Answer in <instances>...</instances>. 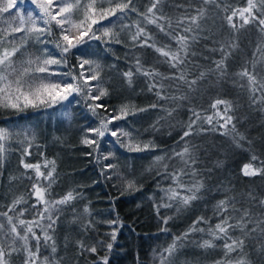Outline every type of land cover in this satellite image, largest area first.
I'll return each instance as SVG.
<instances>
[{"label":"trees","instance_id":"obj_1","mask_svg":"<svg viewBox=\"0 0 264 264\" xmlns=\"http://www.w3.org/2000/svg\"><path fill=\"white\" fill-rule=\"evenodd\" d=\"M133 4L138 12H145L150 6L149 0H133ZM244 5L245 0H215L214 3L208 4H204L202 0H164L161 5L162 13L171 19L172 26L169 30L174 34L182 33L183 28L188 26L187 21L177 26L181 17L195 15L199 8H204L206 13L200 21V28H194V32L188 34H195L197 39L190 41L189 55L180 69L172 68L153 48L141 47L139 43L133 46L130 34L135 32V24L139 22L153 37L158 47L170 45L171 48H176L175 41L160 32L155 25L146 24L135 12H129L123 19L115 21V30L120 32L122 43L104 44L89 41L78 50L72 51L68 56V66H51L53 71L78 73L79 69L72 67L78 64V57L98 61L103 67L102 86L109 90V95L99 102L108 109L115 110L124 103H131L139 108H147L152 103L162 105V108L139 112L126 120L115 121L114 126L110 125L113 130L122 128L132 131L141 142L153 141L156 145L153 149L142 152L128 151L110 134L100 140L97 152L82 144L85 130L96 127L98 120L87 107V103L91 101L86 102L83 97L75 94L69 97L68 101L51 107H29L22 112L0 109V127H8L13 132L27 130L29 137H35L33 146L29 149L31 155L23 157L25 162L36 163L45 158L56 161V183L52 186L50 198L58 199L69 190L79 194L71 205L60 206L56 213L59 218L54 231L50 232L56 243V256L61 259V264H103L101 258L105 256L108 258V264H159L158 253L166 248L175 236L187 230L197 217H212V223L216 222L213 216L214 205L225 196L235 197L236 207L250 209L254 218L264 213V209L248 196L251 192L257 198L264 197V176L246 177L241 172L243 164L249 162L251 155L255 154L264 160V112L261 111L262 105L252 104L246 79L236 75L246 66L247 61L252 60L256 46L264 43V37L255 25H246L239 31H234L227 26L224 19L230 14L224 11L225 7L237 8ZM22 7L26 11L34 10L31 4L26 3ZM236 23L239 27V19ZM123 25L130 27L121 30ZM104 26L111 25L105 21ZM58 37L59 30L53 27L51 36L45 34L42 37L46 44H30L26 51L39 55L46 46L50 53L57 55L59 50L55 49L51 41ZM233 39L238 47L230 50L231 55L226 61L227 75L223 79H219L217 73L211 72L203 80H198L193 90H189L183 82L164 78L184 71L189 80L196 79L200 72H207L215 67L214 61L222 56L219 51L221 44ZM137 57L144 68H155L162 75L147 78L137 74L129 86L121 73L130 68L135 71ZM150 83L163 84L162 94L168 98L158 100L155 90H148ZM217 98L232 101L233 111L229 114L234 117L232 124H235L236 132L231 131V124L228 125V134L225 135V129L220 128L215 120L212 125L203 120L197 122L194 127L207 130L197 131L186 139L196 146L193 154L197 163L194 167L199 175L185 176L183 180L188 184L196 179L203 180L205 186L197 194L200 198L190 206L181 207L179 211L175 204L171 208H160L158 215L157 206L168 203L166 199L161 201L160 197L164 193L160 188L168 187L172 181L166 178L167 174L159 165H153L151 171L146 169L152 165L154 157L171 156L173 150L181 151L183 142L180 137L183 131L187 130L192 110L200 112L202 116L212 115L215 110L210 105ZM164 109L170 110L171 115ZM65 112L71 113L70 119L63 115ZM161 117L163 119H160ZM213 128L218 130H211ZM237 132L243 134L246 139L239 140ZM22 140L23 135L14 136L12 141L6 144L3 164L0 166V212L7 211V206L16 197L23 195L27 203L18 205L17 210L28 209L22 218L31 220L35 215L32 208L35 198L30 196L32 181L28 177L34 173L24 169L20 163L23 148L27 146V141L20 143ZM121 140L127 143L126 138L122 137ZM237 140L240 146H237ZM109 152L114 153V156L98 161L99 157ZM164 162L169 165V172L183 167L179 158L166 159ZM107 164L116 165V168L102 171ZM114 172L127 179H135L139 190L121 195L123 181L119 176L113 175ZM85 206H88L91 215L84 213ZM117 217L119 224L106 223ZM162 217L172 219L164 224ZM88 221H92L93 226L85 229L84 225ZM113 228L118 229L115 241L108 235ZM37 232L40 234L39 229ZM234 235L239 236V231ZM208 238L206 233L190 234L186 241L181 242L183 246L175 255L177 262L186 259V262L191 264H213L222 254L220 248L201 249L197 246L200 241ZM78 240H83L89 246L95 245L97 252H81L76 245ZM109 242L113 245L111 250L106 247ZM216 243L219 245L221 242ZM246 243L245 252L249 254L253 264H264V255L255 251L256 246L261 243L259 233ZM41 244L43 245V240ZM48 252L49 250H44L45 255H48ZM12 261L13 264H21V256L14 255Z\"/></svg>","mask_w":264,"mask_h":264},{"label":"snow or ice","instance_id":"obj_2","mask_svg":"<svg viewBox=\"0 0 264 264\" xmlns=\"http://www.w3.org/2000/svg\"><path fill=\"white\" fill-rule=\"evenodd\" d=\"M202 2L208 4L214 3L215 0H202ZM26 3L33 5L34 10L26 11L22 7ZM149 3L150 6L146 8L145 12H138L133 0H0V109H13L22 112L29 107H51L54 104L68 101L69 97L75 94L83 97L86 102L91 101V103H87V107L98 120L96 127H89L85 130L81 139L82 144L97 152L100 140L106 134H110L116 137V142L121 147L127 148L128 151L142 152L155 148L156 145L153 141L141 142L133 135L132 131L122 128L113 130L110 125L114 126L115 121L126 120L129 116H135L139 112L162 108V105L152 103L147 108H139L134 104L124 103L115 110L108 109L99 102L103 97L109 95V90L102 86L103 67L98 61L78 57V64L72 66L79 69L78 73L73 71L58 72L51 68L53 65L68 66V56L72 51L78 50L89 41H99L104 44L122 43L120 32L115 30V21L123 19L129 12H135L143 18L146 24L155 25L160 32L175 41L176 48L173 49L170 45L158 47L153 37L139 22L135 24V32L130 34L133 46L139 43L141 47L153 48L156 53L165 58V62L172 68L180 69L189 55L190 41L197 39L195 34L191 36L188 34L193 33L194 28H200V21L206 14L205 9L199 8L195 15L181 17L177 21V26L179 27L186 21L188 26L183 28L182 33L174 34L169 30L172 26L171 19L162 13L161 5L164 0H149ZM224 11L230 12L224 17L230 29L239 31L240 28L252 24L264 37V0H245L243 7L231 8L228 6L224 8ZM237 19L240 21L239 27L236 23ZM105 21H108L111 26H104ZM161 21L165 23H161ZM53 27L59 30V37L51 41L55 49L59 50L57 55L50 53L46 46L39 55L26 51L30 44H46L42 37L45 34L51 36ZM129 27V25H123L121 30ZM149 41L153 42L149 43ZM237 47L238 44L234 39L222 43L219 49L222 53L221 59L214 61V68L208 69L207 72H200L196 79L189 80L184 71H180L178 75L164 78L183 82L189 90H193L198 80H203L211 72L217 73L218 78L223 79L227 75L226 61L231 55L230 50ZM137 74L147 78L162 75L155 68H144L139 57L135 60V71L130 68L121 73L129 86L132 85L133 77ZM236 75L246 79L252 104L262 105L261 111L264 112V43L256 46L252 60L247 61L246 66L242 67ZM56 77L61 79H54ZM240 87H244V85H240ZM163 88V84L150 83L148 85L149 91L155 90L158 100L168 98L162 94ZM221 106H223L222 110ZM210 107L215 110L212 115L202 116L200 112L192 110V117L189 118L186 126L187 130L183 131L180 137V141L183 142L181 151L173 150L171 156L154 157L152 165L146 169V171H151L153 165H159L167 174L166 178H170L172 181L168 187L160 188V191L164 193L160 197L161 201L166 199L168 203H161L157 206L158 215L160 208H171L175 204L179 211L181 207L190 206L193 201L200 198L197 194L205 186L203 180L196 179L190 184L183 180L185 176L197 177L199 175L194 167L197 163L193 154L196 146L186 139L196 134L197 131L207 130L194 127L197 122L203 120L212 125L215 120L220 128L225 129V135L228 134V125L231 124V131L236 132L235 124H232L234 117L229 114L233 111L232 101L217 98ZM164 110L168 115H171L170 110ZM63 115L71 118V113L65 112ZM158 122L159 120L156 123ZM21 135L24 136V140L20 143L23 144L27 141V146L23 148L20 163L24 169L34 173L28 179L32 181L29 193L35 198V203L32 205L35 215L33 219L26 220L22 217L29 210L26 208L17 210L18 205L27 203L23 195L16 197L7 206V211L0 212V264H13L12 257L14 255L21 256V264H61V259L56 256L55 240L50 232L54 231L59 218L56 213L60 206L71 205L79 194L74 190H69L58 199L50 198L52 186L56 183V161L45 158L36 163L25 162L23 157L31 155L29 149L33 146L32 141L35 138L34 135L29 137L27 130L13 132L8 127H0V166L3 164L6 144L10 143L14 136ZM236 135L239 140L246 139L241 133L237 132ZM122 137L127 139V143L121 140ZM236 143L237 146H240L238 140ZM91 154L88 153V155ZM113 156L114 153L109 152L107 155L99 157L98 161L107 160ZM172 158H179L183 167L175 168L169 172V165L164 161ZM256 164L260 166L257 167ZM114 168L116 165L107 164L102 171ZM241 172L246 177L264 176V160L255 154L251 155L249 162L243 164ZM113 175L119 176L123 181L121 195L139 190L135 179H127L116 172ZM157 187H160L159 184ZM248 196L264 209V197L257 198L251 192L248 193ZM83 211L85 214L91 215L88 206H85ZM10 213H15V215ZM213 216L216 218L215 223H212V217L199 216L187 230L179 236H175L172 242L158 253L159 264H173L172 258L183 246L181 242L186 241L190 234L197 232L206 233L209 237L198 243L199 248H220L222 254L219 259L213 261V264H253V261L249 259V254L245 252V248L247 247L246 242L250 241L257 233H259L261 243L256 246L255 251L264 255V213L254 218L250 209L236 207L235 197L225 196L214 205ZM170 219L172 217H162L164 224H167ZM44 221L47 223L45 224ZM73 222H75V218ZM106 223L117 225L120 220L117 217L114 220L106 221ZM200 225H204V227ZM92 226V221H88L84 225L85 229ZM37 229L40 230V234ZM117 231L118 229L113 228L108 234L112 241L116 240ZM161 231H167V229H161ZM236 231H239V236L234 235ZM42 240L43 245L41 244ZM217 241L221 243L217 245ZM100 243L103 242L100 241ZM76 245L81 252H97L95 245H86L83 240L76 241ZM106 247L111 250L113 245L109 242ZM44 250H49L48 255L44 254ZM101 259L103 264H108L107 256Z\"/></svg>","mask_w":264,"mask_h":264},{"label":"rangeland","instance_id":"obj_3","mask_svg":"<svg viewBox=\"0 0 264 264\" xmlns=\"http://www.w3.org/2000/svg\"><path fill=\"white\" fill-rule=\"evenodd\" d=\"M172 262H173V264H191V262L190 263L186 262V259L178 260V262H177V259L175 256L173 257Z\"/></svg>","mask_w":264,"mask_h":264}]
</instances>
